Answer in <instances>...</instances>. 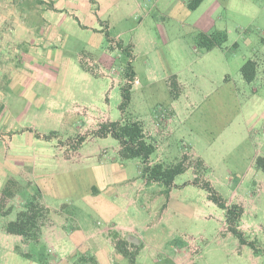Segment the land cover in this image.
I'll return each mask as SVG.
<instances>
[{
	"label": "rangeland",
	"instance_id": "374dc122",
	"mask_svg": "<svg viewBox=\"0 0 264 264\" xmlns=\"http://www.w3.org/2000/svg\"><path fill=\"white\" fill-rule=\"evenodd\" d=\"M191 1L0 0V264H130L106 240L124 229L142 241H129L134 264H264V0ZM219 31L222 47L198 45ZM131 69L127 115L156 141L151 160L188 156L169 188L97 133L122 118ZM207 183L243 206L246 244ZM33 200L49 210L38 239L7 233ZM53 225L67 239L50 249L40 236Z\"/></svg>",
	"mask_w": 264,
	"mask_h": 264
},
{
	"label": "trees",
	"instance_id": "16d2710c",
	"mask_svg": "<svg viewBox=\"0 0 264 264\" xmlns=\"http://www.w3.org/2000/svg\"><path fill=\"white\" fill-rule=\"evenodd\" d=\"M203 0H192L189 7L196 9ZM227 40V34L223 31L216 33H199L197 42L200 47L207 50H212L217 47H222ZM257 61L248 60L242 67V74L246 81L251 82L257 76ZM135 72L131 69L128 72L125 87L122 92V102L120 104V110L122 118L118 121H105L99 125L97 133L101 136L111 135L119 141V154L123 159L139 158L143 165V176L147 181L160 182L166 185L168 188L174 183L176 177L187 171L189 165L187 163L188 156L185 154L181 160L171 165L164 163L151 164V156L157 150V144L155 140L150 139L147 136L144 124L142 121L131 118L127 115V108L131 101L132 83L135 81ZM179 85L176 76L170 78V88L173 93V98L179 96L178 92H175V87ZM83 139V138H82ZM264 162V157L257 158V165L261 167V163ZM199 165H202V161H198ZM199 183V179L197 181ZM211 191V199L217 203L220 207L226 210V224L228 230L234 233L241 241L242 244H246V238L244 232L240 229V221L244 214L243 206L239 204H227L217 193L212 189L209 183L206 184ZM4 193L11 194L9 190H4ZM5 202V201H4ZM4 202L0 201V214ZM49 212L48 208L41 202L33 200L26 204L22 209L16 220L8 222L5 227L7 233L21 235L26 239L29 235L35 236L38 239L41 228L38 226V215L40 213ZM116 234V250L124 258H127L130 264H134L136 261V254L132 253L128 249L130 244L129 240L119 238ZM135 246V244H133Z\"/></svg>",
	"mask_w": 264,
	"mask_h": 264
},
{
	"label": "crops",
	"instance_id": "0c3cea01",
	"mask_svg": "<svg viewBox=\"0 0 264 264\" xmlns=\"http://www.w3.org/2000/svg\"><path fill=\"white\" fill-rule=\"evenodd\" d=\"M38 9H40V7H34L33 9H32V12H31V14H34V13H37L38 11ZM29 13V12H28ZM30 14V13H29ZM14 22H15V25L14 26H17L18 24V20H15L14 19ZM6 24L7 25H9V24H11V22H6ZM13 25V24H12ZM23 25V26H22ZM26 25V24H25ZM19 26L20 27H22V28H26L27 29V31H28V33H30V34H33L34 32H35V30H34V28L33 27H30V26H28L27 25V27L26 26H24V24H22L21 22H19ZM18 27V26H17ZM19 30V29H18ZM18 30L16 31V32H18ZM12 33H13V30H12ZM155 122V121H154ZM154 122H152V123H148L149 125L148 126H150V130H151V132H152V130H153V132H155V124H154ZM144 124V123H143ZM152 132V133H153ZM150 163L151 164H153V163H155V161H152V160H150ZM47 207V206H46ZM126 232L125 233H120L119 232V234H120V238H122V239H127V240H129V241H131L133 244H138V242L136 241V239H139L140 238V236L139 235H131V236H129L128 235V231H127V229H124ZM41 237V241H40V243H45L47 246H48V248H50V249H54V244L55 243H61L63 240H65V239H67V236H66V234L64 233L63 234V232H60L59 230L57 231L56 230V227H55V225H53V227L52 228H50V229H48L47 227L46 228H44L43 230H42V236H40ZM106 240H108V242L110 243V245H111V252L113 253V254H118L120 257H123L122 255H120V253H118V251L116 250V245H115V239H113V238H110V236L109 235H107L106 236ZM139 243L140 244H142V241L141 240H139ZM77 244V243H76ZM80 245V244H79ZM78 245V246H79ZM77 246V247H78ZM81 246H82V244H81Z\"/></svg>",
	"mask_w": 264,
	"mask_h": 264
},
{
	"label": "water",
	"instance_id": "95a60500",
	"mask_svg": "<svg viewBox=\"0 0 264 264\" xmlns=\"http://www.w3.org/2000/svg\"><path fill=\"white\" fill-rule=\"evenodd\" d=\"M136 241L139 243V240L138 239H136Z\"/></svg>",
	"mask_w": 264,
	"mask_h": 264
}]
</instances>
